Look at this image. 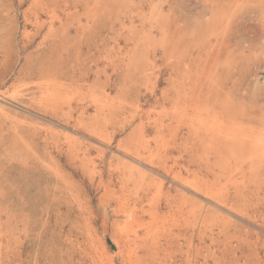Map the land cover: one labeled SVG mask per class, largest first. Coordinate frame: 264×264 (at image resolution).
I'll return each instance as SVG.
<instances>
[{
    "label": "rangeland",
    "instance_id": "374dc122",
    "mask_svg": "<svg viewBox=\"0 0 264 264\" xmlns=\"http://www.w3.org/2000/svg\"><path fill=\"white\" fill-rule=\"evenodd\" d=\"M110 1L86 12V0H0V264H264V156L208 153L171 101L221 47L224 88L264 104V0ZM221 10L224 43L207 42ZM129 158L156 174L134 183Z\"/></svg>",
    "mask_w": 264,
    "mask_h": 264
},
{
    "label": "bare ground",
    "instance_id": "6f19581e",
    "mask_svg": "<svg viewBox=\"0 0 264 264\" xmlns=\"http://www.w3.org/2000/svg\"><path fill=\"white\" fill-rule=\"evenodd\" d=\"M35 1V0H34ZM38 1V0H37ZM140 2V1H139ZM242 3V2H241ZM112 4L110 0H86V6L85 7V11H90L92 10L93 8H97L98 10H100V8H109ZM137 4V3H136ZM135 4V5H136ZM231 7L232 6H235V7H238V4L236 1L230 3ZM66 5V4H65ZM151 5V4H150ZM139 6V5H138ZM77 9V8H76ZM152 9V8H151ZM132 11V10H131ZM170 11V10H169ZM171 12V11H170ZM156 13V12H154ZM160 13H163V12H160ZM140 14V13H139ZM69 15V13H68ZM111 15V14H110ZM115 15V14H114ZM131 15V14H130ZM151 15V14H150ZM165 15V14H164ZM229 13L226 11V10H221L220 11V14L216 15L215 16V19L214 21H218V22H222L225 23V26L227 25V23L229 22ZM113 17V16H112ZM131 17V16H130ZM119 18V17H118ZM139 18V17H137ZM154 18V17H153ZM167 18V17H166ZM116 19V18H115ZM152 19V18H151ZM92 20V19H90ZM114 20V19H113ZM213 20V19H212ZM115 21V20H114ZM119 21V20H118ZM125 21V20H124ZM149 21V20H148ZM212 21V22H214ZM38 22V21H36ZM166 22V21H165ZM209 23H211L210 21H208ZM51 23V21H50ZM161 23V22H160ZM143 24V23H142ZM166 24V23H165ZM217 22L216 23H212V25H208L206 27V29H209V34L207 33V36L205 38H207V42L210 41V37L211 35L215 36V38H217L216 40V43L219 42V40H221L223 43H224V40L222 39V35L224 34V32L221 34V36L217 35L216 33L214 34V29L216 28ZM52 26V25H51ZM224 26V27H225ZM228 26V25H227ZM154 27V26H153ZM163 27V25H162ZM204 28V27H203ZM226 29V28H225ZM224 29V30H225ZM160 31V30H159ZM162 31V30H161ZM164 31V30H163ZM250 34V33H249ZM202 41V40H201ZM165 44H167L168 42H164ZM223 45V44H222ZM221 45V46H222ZM164 46H167V45H164ZM211 46V45H210ZM188 48V47H186ZM193 48H196V50L198 51V53H201V50H202V47L200 46H194L192 47ZM191 49V51H193ZM187 49H185L186 51ZM205 50V49H204ZM194 52V51H193ZM166 56L169 55L168 53V50L166 48ZM221 54H222V49L221 47L219 48H216V50H214V48H211V51L208 50L207 52V56L206 58H208V60H206L207 62H204L203 65L202 63H199L197 65L198 69L195 70V73H194V77H193V80H192V85L189 89H187V87H185V85L183 83H181L178 86L175 87L174 89V96L173 98L171 99L172 103L175 105V107L173 108L174 110H172L174 112V114H176L177 116H179L181 118V120L184 122V123H187V125L189 126L187 129H189L190 133L194 136V138H197L198 142H200L201 146H203L205 149L208 150V153H212L215 154V156H217V158H244V157H252L253 159H257V158H260L262 156H264V104L260 105L259 107H255V105L258 103V100H254L252 103H245L241 97H237L235 94L227 91L225 88H224V85L222 83V78L217 75L219 70L217 69L218 66H219V58H221ZM193 56V55H192ZM233 60L234 59V54H233V51H231L229 53V58L227 60V62L225 64H223L222 62V65L224 66V68L227 70V71H230L231 70V67H232V64H233ZM171 63V62H170ZM183 63V61H182ZM181 63V64H182ZM180 64V63H179ZM221 65V64H220ZM57 66V65H56ZM181 66V65H180ZM179 66V67H180ZM172 67V65H171ZM169 68V67H168ZM235 68V67H234ZM136 69V68H135ZM193 70V69H192ZM173 71V70H172ZM132 72V71H131ZM118 73V72H117ZM171 73V72H170ZM215 73H216V76H215ZM142 74V73H141ZM176 74V73H175ZM170 75V74H169ZM87 76V75H86ZM236 76V75H235ZM128 77V76H127ZM180 77L183 78V75ZM172 78V77H171ZM58 79V78H57ZM170 79V78H169ZM173 79V78H172ZM127 80V79H125ZM151 80V79H150ZM55 81V80H54ZM72 81V80H71ZM133 81V80H132ZM152 81V80H151ZM61 82V81H60ZM128 82V81H127ZM181 82V80H180ZM48 83V82H47ZM56 83V82H54ZM62 83V82H61ZM88 83V82H87ZM167 83V82H166ZM176 83V82H175ZM46 84V83H45ZM52 84V83H51ZM129 84V83H128ZM53 85V84H52ZM71 85V84H70ZM126 85V84H125ZM157 85V84H156ZM167 85V84H166ZM56 86V85H55ZM113 86V85H112ZM39 87V86H38ZM57 87V86H56ZM71 87V86H70ZM69 87V88H70ZM75 87V86H74ZM90 87V86H89ZM155 87V86H154ZM77 88V86H76ZM59 89V88H58ZM72 89V88H71ZM80 89V88H79ZM84 89V88H83ZM91 89V88H90ZM156 89V88H154ZM40 90V89H39ZM105 90V88L103 89V91ZM226 90V91H225ZM62 91V89H61ZM91 91V90H90ZM163 91V90H162ZM15 92V91H13ZM129 92V91H128ZM42 93V92H41ZM46 95H47V92H45ZM52 93V92H50ZM73 93V91H72ZM54 94H56V92H54ZM131 94V93H130ZM165 95H167V93H163ZM44 95V94H43ZM68 95V94H67ZM71 95V94H70ZM69 95V96H70ZM97 95V94H96ZM169 95V93H168ZM41 96V95H40ZM50 96V95H49ZM73 96V95H71ZM77 96V95H76ZM102 96V95H101ZM88 97V96H87ZM98 97V96H97ZM104 97V96H103ZM152 97V96H151ZM164 97V96H163ZM255 97L256 96V91H255ZM54 98V97H53ZM112 98V97H111ZM135 98V97H134ZM133 98V99H134ZM141 98V97H140ZM9 99V97H8ZM39 99V98H38ZM69 99V98H68ZM104 99V98H103ZM130 99V98H129ZM91 100V99H90ZM120 100V99H119ZM135 100V99H134ZM138 100V99H137ZM57 101V99H56ZM68 101V100H67ZM76 101V100H74ZM118 101V100H117ZM128 101V100H127ZM130 101V100H129ZM55 102V101H54ZM61 102V101H60ZM59 102V104H60ZM77 102V101H76ZM84 102V101H83ZM108 102V101H107ZM106 102V104H107ZM132 102V101H130ZM162 102V101H161ZM81 103V102H80ZM118 103V102H117ZM138 103V102H137ZM76 104V103H75ZM106 104H101V106H105ZM42 105V103H41ZM55 106L57 104H54ZM87 105V104H86ZM84 105V106H86ZM119 105V104H118ZM122 105V103H121ZM131 105V104H130ZM163 105V104H162ZM4 106V105H3ZM58 106V105H57ZM62 106V105H61ZM110 105L107 104V107H109ZM45 107V106H44ZM119 107V106H118ZM135 107V106H134ZM58 108V107H57ZM81 108V107H80ZM79 108V109H80ZM104 108V107H102ZM117 108V107H116ZM171 108V107H170ZM50 109V108H49ZM48 109V111H49ZM82 109V108H81ZM163 109V108H161ZM166 109V108H165ZM61 110V108H60ZM88 110V109H87ZM117 110V109H116ZM68 111V110H67ZM84 111V110H83ZM82 111V112H83ZM93 111V110H92ZM138 111V110H137ZM170 111V110H169ZM50 112V111H49ZM48 112V113H49ZM87 112V111H86ZM130 112V111H129ZM160 112V111H159ZM158 112V113H159ZM165 113V112H164ZM44 114V113H43ZM55 114V113H54ZM85 114V113H84ZM90 114V113H89ZM136 114V113H135ZM59 115V114H58ZM67 115V114H66ZM134 116V115H133ZM27 117V116H26ZM169 117V116H168ZM170 118V117H169ZM70 119V118H69ZM77 119V118H76ZM128 119V118H126ZM132 119V118H130ZM128 119V120H130ZM139 119V118H138ZM149 119V118H148ZM118 120V118H117ZM142 120V119H141ZM167 120V119H166ZM35 121V120H34ZM24 122V121H23ZM46 122V121H45ZM55 122V121H54ZM78 122V120H77ZM137 122V121H136ZM153 122V121H152ZM161 122V121H160ZM169 122V121H168ZM141 123V122H140ZM124 124V123H123ZM137 124V123H136ZM148 124V122H147ZM64 126V123L62 124ZM74 125V124H73ZM145 125V124H143ZM158 125V124H157ZM163 125V123H162ZM168 125V124H166ZM52 126V125H50ZM82 126V125H81ZM135 126V125H134ZM133 126V128H134ZM155 126V125H154ZM153 126V127H154ZM171 126V125H170ZM53 127V126H52ZM51 127V128H52ZM148 127V126H147ZM169 127V126H168ZM173 127V126H171ZM54 128V127H53ZM52 128V129H53ZM60 128V127H59ZM75 128V127H73ZM77 128V127H76ZM91 128V127H90ZM140 128H142L140 126ZM156 128V127H155ZM159 128V127H158ZM33 129V128H32ZM109 129V128H108ZM138 130V129H137ZM158 130V129H157ZM181 130V129H180ZM60 131V130H59ZM133 131V130H132ZM139 131V130H138ZM144 131V130H143ZM142 131V132H143ZM199 131L203 132V134L201 133V135L199 134ZM30 132V131H29ZM80 132V130H79ZM112 132V131H111ZM137 132V131H136ZM141 132V133H142ZM155 132V130H154ZM93 133V132H92ZM101 133V132H100ZM105 133V132H104ZM131 133V132H130ZM128 133V134H130ZM140 133V132H139ZM83 134V133H82ZM97 134V133H96ZM103 134V133H102ZM111 134V133H110ZM160 134V133H159ZM57 135V134H56ZM55 135V137H56ZM73 136V135H72ZM112 136V135H111ZM141 136V135H140ZM139 136V137H140ZM172 136V135H171ZM105 137V135H104ZM142 137V136H141ZM167 137V136H165ZM102 138V137H101ZM169 138V137H168ZM161 139V138H160ZM90 140V139H89ZM137 140V139H136ZM153 140V139H152ZM167 140V138H166ZM54 141V140H53ZM73 141V140H72ZM79 141V140H78ZM92 141V140H91ZM105 141V140H103ZM177 141V140H176ZM141 142V141H140ZM160 142V141H159ZM181 142V140H180ZM56 143V142H55ZM64 143V142H63ZM70 143V141H69ZM90 143V142H89ZM106 143V142H104ZM129 143V142H128ZM136 143V142H135ZM142 143V142H141ZM147 143V142H146ZM167 143V141H166ZM176 143V142H175ZM60 144V143H59ZM82 144V143H81ZM99 144V143H98ZM107 144V143H106ZM139 144V143H138ZM143 144L144 141H143ZM155 144V143H154ZM73 145V143H72ZM86 145V144H85ZM131 145V144H130ZM134 145V144H133ZM147 145V144H146ZM159 145V144H158ZM121 146V145H120ZM140 146V144H139ZM142 146V144H141ZM93 147V146H92ZM123 147V146H122ZM136 147V145H135ZM159 147V146H158ZM76 148H79V147H76ZM115 148V147H113ZM129 148V147H128ZM143 148V146H142ZM153 148V147H152ZM82 149V148H81ZM86 149V148H85ZM100 149V148H99ZM116 149V148H115ZM124 149V148H123ZM144 149V148H143ZM157 149V148H156ZM114 150V149H113ZM122 150V149H121ZM125 150V149H124ZM151 150V149H150ZM81 151V150H79ZM123 151V150H122ZM142 151V150H141ZM143 151H146L143 150ZM165 150H163L164 152ZM73 152V151H71ZM130 152V150H129ZM128 152V153H129ZM133 152V151H132ZM205 152V151H204ZM127 153V154H128ZM149 153V152H148ZM178 153V152H177ZM105 155V153H102ZM107 154V153H106ZM131 154V152H130ZM83 155V154H82ZM86 155V153H85ZM92 155V154H91ZM101 155V154H100ZM171 155V154H170ZM185 155V154H184ZM197 155V153H196ZM208 155V154H207ZM210 155V154H209ZM93 156V155H92ZM106 156V155H105ZM131 156V155H130ZM136 156V155H135ZM163 156V155H162ZM211 156V155H210ZM86 157V156H85ZM88 157V156H87ZM108 157V156H107ZM134 157V156H132ZM161 157V156H160ZM93 158V157H91ZM120 158V157H119ZM213 158V157H212ZM141 159V158H140ZM179 160V158H177ZM185 159V158H184ZM205 159V158H204ZM68 160V159H67ZM170 160V159H169ZM195 160V159H194ZM198 160V159H197ZM209 160V159H208ZM83 161V160H82ZM88 161V160H87ZM150 161V160H149ZM182 161V160H181ZM212 161V160H211ZM95 162V161H94ZM120 162V161H119ZM178 162V161H177ZM184 163V161H182ZM210 162V161H209ZM246 162V161H245ZM87 163V162H86ZM106 163V162H105ZM109 163V162H108ZM107 163V164H108ZM148 163V162H146ZM146 163H143L142 161H138L137 159L135 158H129L127 159V162L125 164L127 170H128V175L127 177L129 178V180H132L134 183L138 184L139 185H142L144 184L143 180H145L147 177L149 176H153L154 174H156V170L154 171L152 169V165H148ZM156 163V162H155ZM179 163V162H178ZM190 163V162H189ZM200 163V162H199ZM211 163V162H210ZM263 163V162H262ZM166 164V163H165ZM192 164V163H191ZM191 164H189L188 166H190ZM204 164V162H203ZM227 164V163H226ZM76 165V164H75ZM95 165V164H94ZM93 165V166H94ZM154 165V164H153ZM159 165V164H158ZM169 165V164H168ZM206 165V164H205ZM208 165V164H207ZM73 166V165H72ZM119 166V165H118ZM171 166V165H170ZM193 166V165H191ZM190 166V167H191ZM87 167V166H86ZM201 167V166H200ZM199 167V168H200ZM207 167V166H206ZM210 167V165L208 166V168ZM212 167V166H211ZM222 167V166H221ZM225 167H227L225 165ZM224 167V168H225ZM229 167V166H228ZM257 167V166H256ZM89 168V167H88ZM87 168V170H88ZM101 168V167H100ZM104 168V167H103ZM223 168V169H224ZM93 169V168H92ZM105 169V168H104ZM107 169V168H106ZM109 169V168H108ZM113 169V168H112ZM157 169V168H156ZM194 169V168H193ZM261 169V168H260ZM111 170V169H110ZM168 170H171V169H168ZM175 170V169H174ZM173 170V171H174ZM177 170V169H176ZM175 170V172H176ZM198 170V169H197ZM216 170V169H215ZM238 170V169H237ZM263 170V169H261ZM260 170V171H261ZM106 171V170H105ZM114 171V170H113ZM162 171V170H161ZM184 171V170H183ZM188 171V170H187ZM196 171V170H194ZM199 171V170H198ZM230 171V170H229ZM91 172V171H90ZM93 172V171H92ZM95 172V170H94ZM93 172V173H94ZM168 172V171H167ZM170 172V171H169ZM202 172V171H201ZM200 172V173H201ZM219 172V170H218ZM262 172V171H261ZM113 173V172H112ZM115 173V172H114ZM177 173V172H176ZM190 173V171H189ZM166 174V173H165ZM172 174V172H171ZM192 174V173H190ZM212 174V173H211ZM222 174V172H221ZM247 175V173H245ZM251 174V173H250ZM168 175V174H166ZM175 175V174H174ZM181 175V174H180ZM215 175V174H214ZM219 175V174H218ZM97 176V175H96ZM119 176V175H118ZM169 176V175H168ZM172 176V175H171ZM176 176V175H175ZM216 176V175H215ZM225 176V175H224ZM234 176V175H233ZM250 176V175H249ZM114 177V175H113ZM125 178V176H123ZM126 177V178H127ZM211 177V176H210ZM260 177V176H259ZM176 178V177H175ZM202 178H203V174H202ZM206 178V177H205ZM208 178V177H207ZM219 178V177H218ZM234 178V177H233ZM240 178V177H239ZM109 179V177H108ZM98 180V178H97ZM117 180V179H116ZM155 180V179H154ZM197 180V178H196ZM236 180V179H235ZM140 181V182H139ZM163 181V180H162ZM167 181V180H165ZM178 181V180H176ZM180 181V180H179ZM191 181V180H190ZM215 181V180H214ZM249 181V180H248ZM116 182V181H115ZM153 182V181H152ZM182 182V181H181ZM184 182V181H183ZM183 182H182V185H183ZM188 182V180H187ZM204 182V181H203ZM216 182V181H215ZM107 183V182H106ZM111 183V182H110ZM120 183V182H118ZM127 183V181H126ZM154 183V182H153ZM206 183V182H205ZM116 184V183H115ZM192 181H191V185L190 183L188 185L190 186H194L195 184H193ZM208 184V183H207ZM224 184V183H223ZM109 185V184H108ZM199 185V183H198ZM217 185V184H216ZM114 186V185H113ZM117 186V185H116ZM127 186V185H126ZM129 186V185H128ZM169 186V185H167ZM173 186V185H172ZM226 186V185H225ZM123 187V185H122ZM131 187V186H130ZM163 187V186H162ZM171 187V186H170ZM169 187V188H170ZM197 187V186H195ZM223 187V185H222ZM111 188V187H110ZM140 188V187H139ZM138 188V189H139ZM199 188V187H197ZM196 188V189H197ZM115 189V188H114ZM125 189V188H124ZM130 189V188H129ZM138 189L136 188V190L138 191ZM171 189V188H170ZM201 189V187H200ZM216 189V188H215ZM214 189V190H215ZM219 189V188H218ZM224 189V188H222ZM221 189V190H222ZM116 190V189H115ZM119 190V189H118ZM135 190V191H136ZM158 189H156L157 191ZM166 190V189H165ZM180 190V189H179ZM128 191V189H127ZM132 191V190H131ZM140 191V190H139ZM153 191V190H152ZM151 191V192H152ZM159 191V190H158ZM157 191V192H158ZM168 191V189H167ZM211 191V190H210ZM115 192V191H114ZM143 192V191H141ZM140 192V193H141ZM155 192V191H154ZM182 192V191H181ZM199 192H201V190H199ZM214 192V191H213ZM212 192V193H213ZM130 193V192H129ZM136 193V192H135ZM146 193V192H145ZM210 193V192H209ZM211 193V194H212ZM156 194V193H154ZM159 194V192H158ZM168 194V193H167ZM172 194V193H171ZM205 194V193H204ZM125 195V194H124ZM132 195V194H131ZM153 195V194H152ZM164 195V194H163ZM198 195V194H197ZM206 195H208L206 193ZM217 195V194H216ZM219 195V194H218ZM138 196V195H137ZM185 196V195H183ZM189 196V195H188ZM139 197V196H138ZM164 197V196H163ZM167 197V196H166ZM165 197V198H166ZM199 196H197L198 198ZM201 197H202V194H201ZM214 197V196H213ZM218 197L221 198V196L219 195ZM244 197V196H243ZM122 198V197H121ZM121 198L119 197V200H121ZM153 198V196H152ZM151 198V200H152ZM164 198V199H165ZM169 198V197H168ZM207 198V197H206ZM209 198V197H208ZM217 198V197H216ZM123 199V198H122ZM158 199V198H157ZM195 199V198H194ZM211 199V198H210ZM209 199V200H210ZM214 199V198H213ZM166 200V199H165ZM196 200V199H195ZM202 200V199H201ZM226 200V199H225ZM117 201V199H116ZM217 201V199H216ZM227 201V200H226ZM225 201V202H226ZM107 202H109L107 200ZM132 202V201H131ZM165 201L163 200V203ZM111 203V202H109ZM145 203V202H144ZM151 203V201H150ZM154 203V201H153ZM201 203V202H200ZM214 203V202H213ZM212 203V204H213ZM218 203V201H217ZM220 203H223L222 201ZM116 204V203H115ZM120 204H123L122 202ZM124 204H126V202H124ZM133 204H136L133 203ZM138 204V203H137ZM142 204V203H141ZM205 204V203H204ZM164 205V204H163ZM166 205V204H165ZM165 205L163 207H165ZM177 205V204H176ZM215 205V204H214ZM224 205V204H223ZM128 206V205H127ZM161 206V205H160ZM204 206V205H202ZM226 206V205H225ZM121 207V206H120ZM126 207V206H125ZM137 207V206H136ZM139 207V206H138ZM175 207V206H174ZM182 207V206H181ZM151 208H154L151 207ZM150 208V209H151ZM203 208V207H202ZM123 209V208H122ZM138 209V208H137ZM150 209L149 207L147 208V211L150 212ZM156 209V208H155ZM163 209V208H162ZM215 209V208H214ZM228 209V207H227ZM115 210V209H114ZM145 210V209H143ZM153 210V209H152ZM166 210V209H165ZM203 210V209H202ZM230 210V209H229ZM142 211V210H141ZM146 211V210H145ZM144 211V212H145ZM176 211V210H175ZM154 212V211H153ZM170 212V211H169ZM172 212V211H171ZM178 212V210H177ZM176 212V214H177ZM184 212V211H183ZM204 212V211H203ZM218 212V211H217ZM246 212V210H245ZM125 215L126 216H129L130 213L127 212V209L126 211H124ZM179 213V212H178ZM231 213V212H230ZM121 214V213H120ZM151 214V213H150ZM153 214V213H152ZM159 214V213H158ZM161 214V213H160ZM182 214V213H180ZM194 214V213H193ZM201 214V213H200ZM232 214V213H231ZM230 214V215H231ZM237 214V213H236ZM240 214V213H239ZM155 215V213L153 214ZM222 215V214H220ZM124 216V215H123ZM148 216V215H147ZM151 216V215H150ZM224 216V215H223ZM149 217V216H148ZM177 217V216H176ZM186 217V216H185ZM194 217V215L192 216ZM200 217V215H199ZM238 217V216H237ZM151 218V217H150ZM156 218V217H155ZM183 217L181 216V219ZM190 218V216H189ZM195 218V217H194ZM239 218V217H238ZM250 219V217H248ZM247 218V219H248ZM148 219V218H147ZM172 219V218H171ZM243 219V218H242ZM245 219V218H244ZM246 219V220H247ZM126 221V219H124ZM149 220H152L149 219ZM148 220V221H149ZM170 220V218H169ZM192 220V218H191ZM194 220V219H193ZM198 220V219H197ZM262 220V219H261ZM264 220V219H263ZM145 221V220H144ZM173 221V220H172ZM171 221V222H172ZM248 221V220H247ZM255 221V220H254ZM124 222V221H123ZM163 222V221H162ZM161 222V223H162ZM169 222V221H168ZM182 223V222H181ZM191 223V222H190ZM252 223V221L250 222ZM259 223V222H258ZM262 223V222H261ZM264 223V222H263ZM189 224V223H188ZM195 224V223H194ZM254 224V223H253ZM193 225V224H191ZM243 225V224H242ZM264 225V224H263ZM159 226V225H158ZM164 225H162L161 227L164 229L165 227H163ZM187 226V224H186ZM203 226V225H202ZM199 227V226H198ZM256 227V226H255ZM259 227V226H258ZM135 228V227H134ZM138 230H139V226L137 227ZM142 228V227H141ZM177 228V227H176ZM261 228V226H260ZM122 229V228H120ZM137 230V229H136ZM152 230V229H151ZM156 230V229H155ZM250 230V229H249ZM264 230V229H263ZM121 231V230H120ZM161 231V230H160ZM196 231V230H195ZM247 231V230H246ZM253 231V230H251ZM133 232H136V231H132L130 234H132ZM159 233V231H157ZM156 232V233H157ZM164 232V231H163ZM137 233V232H136ZM150 233V232H148ZM153 233V232H152ZM151 233V234H152ZM189 233V232H188ZM139 234V232H138ZM146 234V233H145ZM196 234V233H195ZM200 234V233H199ZM250 234V233H249ZM129 235V234H128ZM194 235V234H193ZM192 236V235H191ZM195 236V235H194ZM123 237V236H122ZM121 237V238H122ZM128 237V236H127ZM136 238V236H134ZM133 237V238H134ZM141 237H143L141 235ZM153 237V236H152ZM164 237V236H163ZM173 237V236H172ZM175 237V236H174ZM114 238V237H113ZM111 238V242L118 248V241ZM145 238H147V235L145 236ZM158 238L157 236L155 237V239ZM165 238V237H164ZM192 238V237H190ZM258 238V237H257ZM130 239V237H129ZM132 239V238H131ZM151 239V238H150ZM149 239V240H150ZM152 240V239H151ZM190 240V239H189ZM242 240V239H241ZM129 242L132 241V240H128ZM170 241V240H169ZM193 241V240H192ZM258 241V240H257ZM156 242V241H155ZM155 242L153 241V243L151 244H155ZM159 242V241H158ZM165 242V241H164ZM264 242V241H263ZM132 243V242H131ZM135 243V242H134ZM191 243V242H190ZM137 244V243H136ZM162 244V243H161ZM252 244V243H251ZM131 244H129V247H130ZM138 245V244H137ZM136 245V246H137ZM156 245V244H155ZM191 245V244H190ZM258 245H260L258 243ZM128 247V245H126ZM140 246V245H139ZM138 246V247H139ZM143 246V244H142ZM145 246H151V245H146ZM180 246V244H179ZM261 246V245H260ZM134 247V245H133ZM165 247V246H164ZM163 247V248H164ZM188 247V246H187ZM262 247V246H261ZM145 248V247H144ZM162 248V249H163ZM190 248V247H189ZM253 248V247H252ZM251 248V249H252ZM138 249V248H137ZM159 249V248H158ZM161 249V247H160ZM194 249V248H193ZM250 249V250H251ZM255 249V248H254ZM133 250H135L133 248ZM147 250V249H146ZM150 250V249H149ZM154 251H156L154 249ZM261 251V250H260ZM263 251V250H262ZM160 252V251H159ZM168 252V251H167ZM166 252V254H167ZM173 252V251H172ZM186 252V251H185ZM184 252V253H185ZM191 252V250H190ZM243 252V251H242ZM128 253V252H127ZM130 253V252H129ZM136 253V252H135ZM139 253V252H138ZM165 252H163L164 254ZM132 254V253H131ZM140 254V253H139ZM172 254V253H171ZM183 254V253H182ZM137 255V254H136ZM145 255V254H144ZM148 256H150L149 254H147ZM169 256V253L167 254ZM173 255L174 252H173ZM244 255V254H243ZM249 255V254H248ZM259 255V254H258ZM133 256V255H132ZM138 256V255H137ZM143 256V255H142ZM146 256V255H145ZM147 256V257H148ZM152 256V255H151ZM191 256V254H190ZM131 257V256H130ZM141 257V256H140ZM170 257V256H169ZM172 257V256H171ZM242 258V257H241ZM252 258V257H250ZM255 258V257H254ZM132 259V257H131ZM159 259V258H158ZM161 259V258H160ZM170 259V258H169ZM193 259V258H192ZM185 260V259H184ZM188 260V259H187ZM242 260V259H241ZM244 260V259H243ZM249 260V259H248ZM251 260V259H250ZM138 261V260H137ZM135 261V263L137 262ZM146 261V260H145ZM144 261V262H145ZM157 261V260H156ZM162 261V260H160ZM246 261V260H244ZM147 262V261H146ZM158 262V261H157ZM164 262V261H163ZM237 262V261H236ZM236 262H233L234 264ZM247 262V261H246ZM138 263V262H137ZM140 263V262H139ZM184 263V262H183ZM193 263V262H192ZM243 263V262H242ZM144 264V263H143ZM163 264V263H162ZM166 264V263H165ZM170 264V263H169Z\"/></svg>",
    "mask_w": 264,
    "mask_h": 264
}]
</instances>
